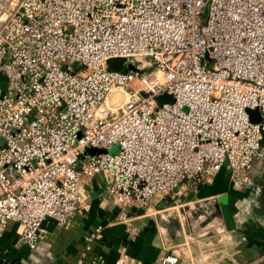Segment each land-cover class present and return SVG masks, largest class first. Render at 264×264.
Returning a JSON list of instances; mask_svg holds the SVG:
<instances>
[{
    "label": "built area",
    "instance_id": "built-area-1",
    "mask_svg": "<svg viewBox=\"0 0 264 264\" xmlns=\"http://www.w3.org/2000/svg\"><path fill=\"white\" fill-rule=\"evenodd\" d=\"M114 59L126 68L109 70ZM162 95L173 102L158 104ZM262 135L264 0H6L0 9V235L17 223L30 251L42 222L64 226L102 172L125 223L130 207L210 184L224 163L244 188ZM101 238L100 226L87 234L75 264H104L91 254ZM178 260L170 251L159 264ZM131 262L120 253L115 264ZM260 263L264 255L249 264Z\"/></svg>",
    "mask_w": 264,
    "mask_h": 264
},
{
    "label": "crops",
    "instance_id": "crops-1",
    "mask_svg": "<svg viewBox=\"0 0 264 264\" xmlns=\"http://www.w3.org/2000/svg\"><path fill=\"white\" fill-rule=\"evenodd\" d=\"M263 172L264 167L260 165L251 170V176L260 178ZM225 173L229 177V173ZM109 184L106 172L88 179L85 198L90 192L102 194L93 197L91 203L74 213L62 227H57L51 219H45L34 251L23 243L18 224L8 222L0 235V264H75L84 254V237L98 226L102 227V238L93 243L91 254L101 255L104 264H115L120 253L127 254L131 264H159L165 253L170 252H162L158 248L159 232H166L160 218L150 213L149 208L146 211L130 207L126 220L139 230V234L135 241H129L125 225L119 219V209L108 197ZM237 188L242 189L240 186ZM182 189H186L185 184L180 186L177 195L182 194ZM156 204L153 203L154 206ZM238 210L230 224L227 223L228 230L218 228L213 235L200 237L188 247L173 250L179 257L177 264H249L259 260L264 255V213L258 212L252 201L243 206L239 203ZM197 211L200 213L202 210ZM203 212L208 214L205 210Z\"/></svg>",
    "mask_w": 264,
    "mask_h": 264
},
{
    "label": "rangeland",
    "instance_id": "rangeland-1",
    "mask_svg": "<svg viewBox=\"0 0 264 264\" xmlns=\"http://www.w3.org/2000/svg\"><path fill=\"white\" fill-rule=\"evenodd\" d=\"M6 3V0H0V9ZM126 68L127 64H124ZM150 71L149 68L144 70L145 73ZM117 93H119L117 91ZM92 151V152H90ZM98 151L104 153L103 150H87V153L97 154ZM99 153V154H101ZM228 172V171H227ZM186 189H182V194L177 195L180 191V188L174 191V194L170 195V198L163 197L161 199H151L145 206L141 207L147 209H151L150 213L156 215V217L162 222L163 229L166 232H159L158 242H159V249L164 252L167 250H176L181 249L183 247H188L200 237H206L213 235L216 233L218 228L224 229L225 231L228 230L227 222L224 221L223 217L221 216L219 211L215 209V203L212 200H198L193 199L191 201H186L187 196H189L190 192H192V183L185 184ZM100 192L91 193L88 195L85 203L80 207V209L88 204L91 203L92 198L99 196ZM157 203L156 206L153 203ZM79 209V210H80ZM202 210L195 212V210ZM207 211V215L203 212L204 210ZM158 210V211H156ZM158 213H156V212ZM196 213V214H195ZM164 215L163 218L160 216ZM216 219L218 221H216ZM123 222V221H122ZM215 222V223H214ZM125 225V230L127 228V224H133L128 221L127 223L123 222ZM135 227V226H133ZM136 228V227H135ZM136 235L134 237H127L129 241H135L139 234V230L136 228Z\"/></svg>",
    "mask_w": 264,
    "mask_h": 264
},
{
    "label": "water",
    "instance_id": "water-1",
    "mask_svg": "<svg viewBox=\"0 0 264 264\" xmlns=\"http://www.w3.org/2000/svg\"><path fill=\"white\" fill-rule=\"evenodd\" d=\"M125 60L114 59L110 60L107 65L108 69L112 71H120L124 65ZM129 69H132L131 65H128ZM158 104L172 103L173 99L169 95H162L156 98ZM248 114L251 117L252 122L258 121V111L248 110ZM255 116V117H253ZM260 151L262 156L260 159H253L251 162L250 169L248 171V177L251 180V184L238 189L234 182L226 175V163L220 168L218 173L212 179L210 184L196 183L192 184V192L187 196L186 201H191L193 199L203 200L214 198L215 208L218 210L223 217V219L230 224L232 221V216L237 214L238 204L241 206L245 205L247 201L253 202L257 205L258 212L264 213V172L260 178H255L251 176V170L255 167L262 165L264 167V135H262L260 141ZM92 152V151H90ZM109 154H117L118 146L114 145L106 151ZM101 153V151H98ZM166 198H170L166 196ZM222 208H221V207ZM173 252V250H172Z\"/></svg>",
    "mask_w": 264,
    "mask_h": 264
},
{
    "label": "bare ground",
    "instance_id": "bare-ground-1",
    "mask_svg": "<svg viewBox=\"0 0 264 264\" xmlns=\"http://www.w3.org/2000/svg\"><path fill=\"white\" fill-rule=\"evenodd\" d=\"M158 76H159V78H161L163 80L166 79V77L164 75L159 74ZM134 84H136V82H134L132 85H134ZM122 99H123V94L117 93V92L113 93L111 98H110L112 103H117V102L121 101Z\"/></svg>",
    "mask_w": 264,
    "mask_h": 264
}]
</instances>
